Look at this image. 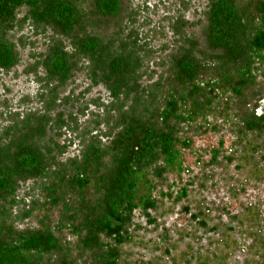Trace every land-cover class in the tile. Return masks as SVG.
<instances>
[{"label":"trees","instance_id":"trees-1","mask_svg":"<svg viewBox=\"0 0 264 264\" xmlns=\"http://www.w3.org/2000/svg\"><path fill=\"white\" fill-rule=\"evenodd\" d=\"M180 8L150 26L144 3L0 0V73L28 48L22 75L38 85L13 107L2 100L0 264H120L145 229L137 218L156 228L162 201L186 200L187 185L167 180L185 170L181 151L226 125L234 150L247 145L250 179L264 180V114L245 107L264 83V0H206L203 48ZM79 77L87 86L75 93ZM95 87L104 95L86 99ZM221 146L216 166L235 161ZM206 213L189 217L206 228ZM252 238L264 259V232Z\"/></svg>","mask_w":264,"mask_h":264},{"label":"rangeland","instance_id":"rangeland-1","mask_svg":"<svg viewBox=\"0 0 264 264\" xmlns=\"http://www.w3.org/2000/svg\"><path fill=\"white\" fill-rule=\"evenodd\" d=\"M123 2L126 8L131 9L144 3L148 12L143 14L151 20L150 26L165 16H174L178 10L181 12V3H185L186 10L182 12V17L187 22L195 24L187 30V34L200 38L201 46L204 47L203 23L196 22L201 20L206 0H123ZM143 14L140 16L143 17ZM110 30L100 33L108 34ZM168 42L171 44L170 40ZM158 43L155 41L154 45ZM36 45H39V41ZM27 52L28 48L20 53L23 56L20 66L7 74L0 73V111L3 98L13 107L22 96L33 97L36 94L38 85L33 82L32 77L22 75ZM74 85L75 93L87 86L81 77L75 80ZM252 90L246 94L248 100L245 107L260 116L264 114V83H259ZM98 95L103 96V90L95 87L89 91L86 99L90 100ZM31 106L36 107L35 104ZM227 128L228 125L217 133L206 132L194 136L191 147L181 151L180 160L185 170L179 179L173 173H169L167 180L168 183L177 184L172 187L173 191L187 185L186 200L179 204L162 201L155 214L158 225L156 228L145 226L143 219L137 218V222L145 229L137 231L133 241L122 247L120 264H264L261 257L262 249L255 238H252L256 231H259L260 235L264 232V180L253 182L250 179L248 167L244 165L243 160L247 145L246 148L239 146L234 150L232 145L234 134ZM219 142L225 154H228L229 148L234 151L232 155L235 161L229 165L216 166L210 161L212 151L219 149ZM74 149L75 146H72L67 153L71 154ZM189 181L192 183H188ZM164 189L165 187L162 190ZM184 208L187 212H184ZM203 209L207 212L204 218L206 228L192 222L189 217L190 214L194 215ZM255 211L259 218L254 224L251 215ZM232 217L236 219L233 220ZM214 224L216 231L212 232L210 228ZM35 225L36 220L32 217L17 226L23 228ZM162 229L165 231L162 232ZM212 229L214 230V226Z\"/></svg>","mask_w":264,"mask_h":264}]
</instances>
